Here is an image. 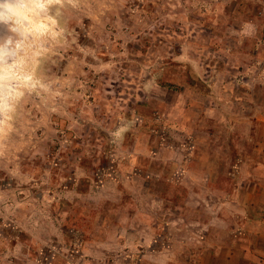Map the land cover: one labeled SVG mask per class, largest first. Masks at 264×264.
<instances>
[{
	"label": "rangeland",
	"instance_id": "obj_1",
	"mask_svg": "<svg viewBox=\"0 0 264 264\" xmlns=\"http://www.w3.org/2000/svg\"><path fill=\"white\" fill-rule=\"evenodd\" d=\"M52 5L26 51L41 87L0 120V264L156 261L161 232L195 240L168 224L196 201L188 160L224 148L216 166L234 165L264 143V0Z\"/></svg>",
	"mask_w": 264,
	"mask_h": 264
},
{
	"label": "crops",
	"instance_id": "obj_2",
	"mask_svg": "<svg viewBox=\"0 0 264 264\" xmlns=\"http://www.w3.org/2000/svg\"><path fill=\"white\" fill-rule=\"evenodd\" d=\"M242 151L235 149L234 165L222 163L219 168L215 160L225 156L224 148L220 152L205 149L202 156L206 163H200L203 157L199 153H192L199 156L189 159L181 170L191 179V190L186 196L196 200L195 204L189 206L191 210L186 211L187 215H175L176 218L169 219L168 224L176 227V219L186 221L188 234L195 240L178 242L177 233L167 231L163 235L161 232L158 235L161 240H156L161 244L162 250L158 252L161 257L156 261L145 258L138 264H264V143L253 146L249 153L251 159L244 158ZM231 167V181L225 182L226 189L216 194L212 190L214 173L222 168L228 173ZM209 219L218 223L219 228L209 227L206 224ZM126 221L129 219L125 216ZM118 224L114 221L115 230L110 233L117 244L120 236L116 228ZM165 237L166 242H163ZM181 253L185 256L173 257H180Z\"/></svg>",
	"mask_w": 264,
	"mask_h": 264
},
{
	"label": "clouds",
	"instance_id": "obj_3",
	"mask_svg": "<svg viewBox=\"0 0 264 264\" xmlns=\"http://www.w3.org/2000/svg\"><path fill=\"white\" fill-rule=\"evenodd\" d=\"M52 0H0V120L11 123L29 91L41 87L27 67L30 43L52 31Z\"/></svg>",
	"mask_w": 264,
	"mask_h": 264
}]
</instances>
